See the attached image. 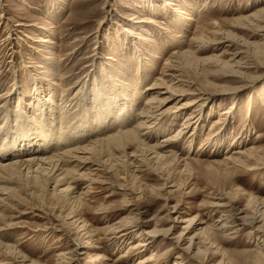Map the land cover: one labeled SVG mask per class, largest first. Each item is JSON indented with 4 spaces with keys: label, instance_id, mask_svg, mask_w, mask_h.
Instances as JSON below:
<instances>
[{
    "label": "rangeland",
    "instance_id": "rangeland-1",
    "mask_svg": "<svg viewBox=\"0 0 264 264\" xmlns=\"http://www.w3.org/2000/svg\"><path fill=\"white\" fill-rule=\"evenodd\" d=\"M167 1L0 0V95L5 97L0 100V132L6 115L13 120L17 118L19 100L35 99L37 84L44 93L43 101L54 90L50 97L57 96L61 105L56 130L61 115L69 119L64 120L66 124L63 122V133L71 130L76 135L69 127H73V122L85 123L88 116L94 126L104 127L110 118L99 110V87L100 96L115 104L116 98L111 97L108 85L114 76L122 73L121 80H128L137 99L162 76L167 61L179 51L191 52L190 58L182 59L179 66L181 76L189 85L213 95V100L204 106L189 108L187 113L196 109L201 114V130L191 146L180 141L176 158L155 160L139 151V162L133 160L134 168L128 164L126 155L140 150L137 143L127 151L112 148L104 158H96L97 163L110 160L106 165L110 169L97 174L95 182L86 183V189L78 190L88 192L82 200L85 205L77 206L68 197L53 196V187L48 185L46 176L39 178L38 186L2 183L9 191L4 196L7 205L0 209V245L15 249L9 258L0 247V264H71L73 251L79 246L85 252L81 264H138L154 252L158 255L150 264H173L180 260L183 264H196L189 262L185 254L178 258L182 251L175 249L174 243L179 237L185 239L180 243L182 248H187L193 240L204 253L211 250L209 243L214 242L213 252L219 251L206 255L209 264H256L264 249L256 234L246 228L235 236H220L216 240L210 229L220 214L213 212L210 205L227 197L226 201L256 219L257 226L264 230V165L255 160L242 166L221 164L228 156L237 157L234 153L239 151L261 149L264 156V69L240 68L253 61L264 67V38L260 37L264 35L261 30L264 16L260 22L248 19L264 10V0H172L176 6L169 8L165 7ZM188 9L195 18L189 23L190 30L175 13L177 10L185 13ZM153 20L163 23V29L152 26ZM197 31L204 32L205 37L193 41ZM43 39L54 42L55 56L48 54V48L40 42ZM110 57L115 61L108 60ZM49 58H54L53 63ZM238 72L246 73L241 77ZM243 81H248V89L238 92L236 89ZM121 82L119 87L124 89ZM177 86L179 91L190 89L181 83ZM35 106L26 114H33L42 123L45 109ZM223 109L233 113L227 117L226 128L220 129L214 122ZM173 119L155 126L149 146L175 135L176 128L184 123V116L176 120L174 128L170 127L174 125ZM135 121L123 120L102 131L99 127L95 134L109 136L117 127L128 130ZM10 124L14 132L18 130V124ZM93 135L65 147L81 146L95 138ZM13 139L1 137V150L11 145L13 150L30 146L28 141L17 143ZM66 169L77 170L75 164ZM174 210L185 221L177 224L174 243L159 237L142 255L131 249L139 243V238L112 245L110 228L116 224L122 222L135 227L138 219L145 217L146 231L162 233L168 228L169 212ZM52 226H59L60 232L50 229ZM123 254L125 258L119 260Z\"/></svg>",
    "mask_w": 264,
    "mask_h": 264
},
{
    "label": "bare ground",
    "instance_id": "bare-ground-1",
    "mask_svg": "<svg viewBox=\"0 0 264 264\" xmlns=\"http://www.w3.org/2000/svg\"><path fill=\"white\" fill-rule=\"evenodd\" d=\"M171 1L172 0H168L165 3L166 4L165 7L168 8L175 7L176 6L175 3ZM188 5L191 9V4L188 3ZM206 5L207 4H205V6ZM190 9H188L187 12L185 13L181 10L180 11L177 10L175 12L176 14H178V17H180L183 21H185L187 30H190L189 23H191V21H195L193 13L192 14L190 13L192 12L191 11L192 9L191 10ZM261 16H264V10H261L255 13L254 15H251L250 18L248 17V19L254 20V22L255 21L260 22ZM150 24H152V26L156 28L163 29L162 28L163 23H161L158 20H153L150 22ZM261 30L264 32L263 27ZM200 37H205L204 32L198 33L197 31L193 41L198 40ZM260 37L264 38V35ZM40 42L43 43L45 47L48 48V54H50V56H55V53L52 48L54 42L52 40L43 39ZM190 56H191L190 51L176 52L174 58L172 57L171 60L167 61L162 76L157 78L153 84H150L148 87H146L144 89V93L143 94L140 93V97L137 99L136 96L132 94L130 85L128 84V80L127 79H124V81L121 80L123 79V74L118 73V76L117 75L114 76V79L111 80L112 82L109 81L110 84L108 85L110 86L109 91H111V95H113L111 97L116 98L115 104H113L111 100H110L111 103L107 99L104 100V97L102 95L100 96L102 90L100 91V87L98 89L100 93L99 98H101L100 101L101 107L99 108V110L103 111L110 118L108 123L104 122L105 125L106 124L107 125L104 127H101L102 125L101 126L99 125L100 127L99 129V127L94 126L90 122L88 116V118H86L87 120L85 123L84 122L82 124L81 122L79 123L81 126L78 125V123L75 124L73 122L74 124V125L72 124L73 127L72 126L69 127V129L71 128L74 131L72 133H77V134L80 133L78 136L77 134L76 135L71 134L70 133L71 130L68 133H66L67 132L66 130H64L66 131L65 133L62 132L65 123L64 120L67 118L65 117L66 115L64 116L65 118H63V116L61 115L60 120H58L60 121V125L57 128V130L55 129L56 122L58 119L57 117L60 116L59 110L61 105L57 100V96H53V99H51L50 97V95L54 94V90L48 93L50 94L49 98L43 101L44 97L42 95L44 93L41 90L42 88L39 87L37 84V89L36 92L34 93L35 99L32 98L33 100L29 99L27 101H24V99L19 100L21 101V104L18 105L19 108L18 110L20 112L17 113L18 114L16 116L17 118L16 119L14 118L15 120L14 121L12 117L6 115L2 127L3 131H1L2 133L0 132L1 137L3 136L9 138L13 137L15 140H17V143L19 140H23V142L28 141V145H30L28 148L18 147L15 148L14 150L12 149V145L4 150H1L0 148V159L4 158L3 160L2 159L0 160V209H4L7 205V198H4V196L8 195L9 189L3 188L1 186V184L4 182L12 181V182L21 183L22 185L35 184L38 186L41 182L39 178L46 176L49 179L48 185L50 187H53L52 189L54 193L53 196H57L61 199L62 197H68V200L73 201L76 205L77 204L82 205L83 196L87 195L88 192L85 194V193H80L78 190L86 189V187H84L86 183L95 182L94 177L97 176V174H99L104 169L106 171L110 169L109 167L108 169L106 168V165L107 163L110 162V160H108L107 162L104 160L103 161L100 160L99 163H97L96 158L99 159V157H103L106 154H110L112 148L127 151L131 148L133 144L137 143L138 148H140V150L138 149L136 152H132V154H128L127 152H125L127 153L126 156L129 159L127 161L128 164H130L131 166L134 165V168H136V164L133 162V160H135V162L136 161L139 162L138 160L139 151L141 153L147 154L148 158L152 156L150 159L165 160L168 158L170 159L172 157L174 158L177 157L176 155L177 152L175 151L181 147L180 141H183L184 143L186 142L189 144V146H191L194 140L196 139L198 131L201 130L200 128L202 124V117L200 116L201 114L196 113L197 112L196 109H194L190 114L187 112L189 108L192 107L196 108L197 106L202 107L205 105V103L212 101L213 95L209 91H206L205 89H201L196 86L189 85L191 83L185 80L183 76H181L179 66L182 63V59L186 61V59L190 58ZM54 58H49V60H51L50 61L51 63H53ZM173 59L180 60V62L179 61L175 62L173 61ZM108 60L115 61V59L111 57L108 58ZM254 62L255 61H253V63L247 62L245 66L243 67L241 66L240 68L246 71H249L251 69H264L263 66L258 65ZM184 64H186V62H184ZM245 73L246 72H240V73L238 72L237 74L243 77ZM262 75H263L262 77L264 78V73ZM240 76L239 78H241ZM118 77L120 78L118 79ZM51 79L53 81L54 79L53 76ZM51 79L48 81H51ZM119 82H121V85L124 86V89H120ZM246 82L248 81H243L241 86L236 90H238V92L247 90L248 85ZM175 83L177 84L181 83L183 86L185 85V87H190V89L179 91L178 90L179 86H177V84ZM186 96H190V97L187 100H185ZM3 98L5 97L3 95H0V100H2ZM106 98H108V96ZM234 98L236 97L234 96ZM141 99H144V101L141 102ZM41 101H43V103ZM60 101H62V99ZM86 104L87 102L84 103V106H87ZM33 105L34 106L36 105L37 107H39L40 105L42 106V108L45 109L44 111H42L43 112L42 123H39L36 120V118L32 116L33 114H29V115L26 114L27 112L31 113ZM63 109L67 111H71L68 108H63ZM232 113L233 112H231V110H227V109L220 110L219 112L220 117L214 122V126H219L220 129H222L223 126H225L226 128L227 125L226 122L227 120H229V118L227 117L229 114ZM73 114L74 113H72L71 115ZM120 115H122L121 117L124 116V118L121 119ZM77 116L78 114L76 115V118ZM183 116H184V120H183L184 123L180 127H178V129L176 128L174 136H168L167 139H165L161 144L158 143L149 146L148 140H153L154 137H152L153 135L152 133L155 126L161 124V122L163 123L166 121L167 122L171 121L170 119L174 118L172 120L174 125L170 126L174 128L177 125L176 120ZM222 116H225L224 120L222 119ZM123 120H125V123H127L126 121H133V120L136 121L133 125H131V127H128L129 128L128 130L127 128L126 130H124L120 127H117L116 128L117 130L114 128L115 129L114 132H112L109 136L106 135L104 137H100L99 135L95 134L98 129L102 131L103 129H108L111 127L113 128L114 124L119 122L122 123ZM10 122L14 124H18L17 131L14 132V130L10 128L9 126L11 125ZM69 125H71V122ZM165 130H168V127ZM191 130L192 132H190ZM91 135L95 136V138H93L92 140L81 146L65 147L70 142L76 141L77 139L80 140L81 138L83 139L88 138ZM49 150H51L52 152L49 153ZM261 151H262L261 149H250L247 151L235 152L234 154L235 155L237 154L238 155L237 157L228 156L225 159L226 162H222L221 164L225 163V165L233 164L235 166L237 165L242 166L245 164H250L252 163L253 160H255V162H259V164L264 165V156L262 155ZM26 153L27 155L25 157H21V155H24ZM72 164H75L77 168L76 171L71 169L70 170L66 169V167ZM224 198L225 199H218L216 202H213L210 205V208L213 212H216V214L217 213L220 214L219 219L217 221H214L213 226H211L210 233L212 237L216 238V240L220 238V236L227 238L225 236L234 235V234L237 235L240 231L242 232L247 228L250 230L251 234L254 235L256 234L257 239L261 241L264 245V230L261 227L257 226L258 222H256V219H252L251 217H249L245 213V211L235 209L234 206L232 205L233 203L230 201H226L227 197ZM16 199L22 201L21 198L17 197ZM182 217L183 216L179 215V213L176 212V210H174L172 213L169 212V217H167L169 219L168 220L169 225L166 230L162 231V233H160L159 231H154V232L146 231L145 224L147 222L143 221L145 217H141L140 219H138L139 222L137 225H135V227L120 222L119 224H116L115 226L110 228L113 231V235L112 238L110 237L111 238L110 240L112 242V245H116L118 243L124 244L125 242H127L129 239L132 238H139L138 239L139 243L133 246L131 249L137 250L139 252L138 254L142 255L143 253H147L149 251L150 246L155 244V241L159 237L165 241H170L174 243L173 241L175 240V238H173L174 235L173 232L176 230L177 224L181 222H185L184 218ZM74 224L76 225V223ZM50 229L54 230L55 232H60L59 226H52ZM184 241L185 239H181L180 237L176 239V242L174 243V248L182 251L181 252L182 254L180 253L178 258L181 259V257H183V254H185L188 257L189 262H195L196 264H205V263L209 264L208 261H210V258L207 257L206 255H208L209 253L216 254V252L219 251L217 247L218 250H215L213 252V248H215L214 247L215 243L212 241L209 243L211 250L206 249L205 253L201 251L202 248L201 249L198 248V245L193 240H191L190 245L187 248H182V245L180 243H184ZM0 247H2V249H5L6 251L5 254L9 258L12 256L11 255L12 251L15 249L14 247L5 246L2 244L0 245ZM83 249L84 248L82 246L75 248V250L73 251L75 256H73L72 259L70 258L72 261L71 264L82 263L81 257L85 255ZM193 250H196V253H194L195 251ZM191 251L192 253H190ZM125 255L126 254H123V256L119 260L125 258ZM157 255L158 254L154 252L152 256L146 257L145 259L141 260L138 264H150L151 262L153 263L155 262ZM62 256L64 258L66 257V255H62ZM173 264H183V263L180 260V261H175ZM220 264H224V262H221ZM256 264H264V249L263 251H260L259 258L256 261Z\"/></svg>",
    "mask_w": 264,
    "mask_h": 264
}]
</instances>
